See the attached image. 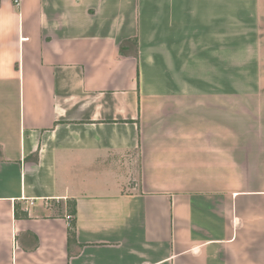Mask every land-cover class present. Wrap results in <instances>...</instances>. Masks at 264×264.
Listing matches in <instances>:
<instances>
[{
	"label": "crops",
	"instance_id": "0c3cea01",
	"mask_svg": "<svg viewBox=\"0 0 264 264\" xmlns=\"http://www.w3.org/2000/svg\"><path fill=\"white\" fill-rule=\"evenodd\" d=\"M0 264H264V0H0Z\"/></svg>",
	"mask_w": 264,
	"mask_h": 264
},
{
	"label": "rangeland",
	"instance_id": "374dc122",
	"mask_svg": "<svg viewBox=\"0 0 264 264\" xmlns=\"http://www.w3.org/2000/svg\"><path fill=\"white\" fill-rule=\"evenodd\" d=\"M236 96H251V97H256L258 95L259 90L257 89H249V90H241V89H236Z\"/></svg>",
	"mask_w": 264,
	"mask_h": 264
},
{
	"label": "trees",
	"instance_id": "16d2710c",
	"mask_svg": "<svg viewBox=\"0 0 264 264\" xmlns=\"http://www.w3.org/2000/svg\"><path fill=\"white\" fill-rule=\"evenodd\" d=\"M134 45H135V47H137L138 46V43L135 41L134 42ZM136 49H138V47L136 48ZM136 51V55L138 54V51L137 50H135ZM121 52L124 54H126V51H125V45H122V47H121ZM137 57V56H136ZM75 213H76V211H75ZM72 236H74L73 234H72Z\"/></svg>",
	"mask_w": 264,
	"mask_h": 264
},
{
	"label": "built area",
	"instance_id": "2783aa9c",
	"mask_svg": "<svg viewBox=\"0 0 264 264\" xmlns=\"http://www.w3.org/2000/svg\"><path fill=\"white\" fill-rule=\"evenodd\" d=\"M71 219H72V217H71V216H68V217H67V220H68V221H70Z\"/></svg>",
	"mask_w": 264,
	"mask_h": 264
}]
</instances>
